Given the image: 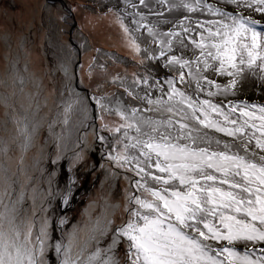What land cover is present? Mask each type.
<instances>
[{"label":"rangeland","instance_id":"374dc122","mask_svg":"<svg viewBox=\"0 0 264 264\" xmlns=\"http://www.w3.org/2000/svg\"><path fill=\"white\" fill-rule=\"evenodd\" d=\"M63 2L65 5L48 0H0V194L5 188L9 193L15 189L18 194L23 186V200L15 204L16 227L23 240L29 225L32 226L31 245L37 251V236L44 227L41 239L45 264H61L65 250L74 264H103L109 258L113 264H127V239L120 237L115 245L113 240L117 239V229L129 221L134 207L127 201L135 187L132 179L141 177L136 176L131 164L121 167L112 159L124 152L123 143L128 142L123 139L124 129L114 131L125 123L116 110L130 115V109H137V119L130 121L134 124L140 122L139 117L166 119V113L155 111L157 106L147 101L160 97L167 100V80L176 78L175 87L199 101L210 100L229 112L230 119H244L238 111H229L230 105L241 103L256 105L259 116L258 108L264 106V73L259 68L245 69L234 77L217 72L219 64L212 59L208 60L211 67L205 69L201 58V75L215 83L209 89L201 80L204 90L197 92L193 89L195 82L188 76L189 69L169 66L160 51L161 41H170V50L164 49L166 56H182L194 62L201 50L192 41L200 40L201 31L208 36L210 21L223 19L229 23L227 16L235 15L248 18L249 23L257 21L252 26L264 33V13L256 10L259 5H237L231 0H200L194 12L183 7L182 0H145L146 11L141 10L140 0ZM183 3L195 6L196 0ZM207 6L218 12H209ZM93 18L98 24L93 23ZM75 20L72 37L81 50L77 75L79 56L69 34ZM201 23L205 25L203 29ZM149 28L153 29L152 34ZM212 29L216 30L215 25ZM112 35L116 39L110 43L103 39ZM126 41L133 44L132 49L126 47ZM181 72L184 83L178 79ZM233 79L234 88L227 93L217 92L216 84L228 86ZM91 100L96 104L97 129L92 123ZM212 115L223 122L218 113ZM255 123L260 122L257 119ZM127 131L129 136L137 135L135 128ZM204 131L212 143L198 142L199 147L223 151L225 143H240V139L223 132ZM252 132L260 136L249 126L243 139ZM96 133L98 138L104 137L99 142L104 145L105 160L101 158L104 154L102 144L97 146ZM248 150L254 151L257 158L264 155L255 140ZM134 152L136 149L130 148L127 155L134 156ZM240 154H244L243 150ZM6 177L19 180V184H5ZM65 193L70 196L68 199H64ZM138 195L145 198L142 189ZM4 203L12 207L7 197ZM210 243L213 248L226 244ZM57 244L61 246L59 254L55 250ZM235 248L241 254L246 248L252 249L251 258H262L264 264V251H260L264 242H237Z\"/></svg>","mask_w":264,"mask_h":264},{"label":"snow or ice","instance_id":"6c2138e0","mask_svg":"<svg viewBox=\"0 0 264 264\" xmlns=\"http://www.w3.org/2000/svg\"><path fill=\"white\" fill-rule=\"evenodd\" d=\"M140 3L145 4V0H140ZM231 3L256 4L259 5L256 10L264 13V0H231ZM182 6L194 12L200 6V0H196L195 6L182 0ZM207 8L209 12H218L211 6ZM227 20L230 22L225 23L223 19L210 21L208 36L205 37L201 31L200 40L192 41L201 50L194 62L182 56H166L164 49L170 50L171 42L161 41L160 56L166 57L169 66L188 68V76L195 82L197 92L204 90L201 80L209 89L215 83L201 75V58H204L205 69L211 67L208 60L212 59L219 64L215 69L217 72H227L234 77L253 67L264 73V33L252 26L257 21L249 23L248 18L235 15H228ZM212 25H215V31ZM204 27L201 23L200 28ZM124 30L128 31L126 27ZM148 31L153 32V29ZM135 47L140 50L138 45ZM178 79L184 83L183 72ZM143 82L146 84L147 79ZM167 83L170 89L166 94L167 100L160 97L147 101L157 106L155 111L166 113V119L139 117L140 122L134 124L130 121L137 119V109H130V115L119 108L116 110L125 123L114 131L124 129L123 139L128 142L123 143L124 152L112 159L121 167L135 164L133 170L141 179L135 180L134 184L136 189L143 190L145 198L135 194L130 196L134 205L130 219L117 229L113 245L119 242L120 237L127 239V264H262V258H251L249 252L252 249L246 248L241 254L235 244L264 242V155L257 158L254 151L248 150L252 140H255L257 148L264 150V106L258 108L257 116L256 105H230V112L238 111L244 117L242 121L230 119L229 112L210 100H193L175 87L176 78L167 80ZM235 85L236 80L233 79L228 86L216 84L215 87L217 92L227 93ZM209 94L213 93L209 91ZM214 113H218L223 122L213 118ZM257 119L259 125L255 123ZM229 124L232 126H226ZM249 126L259 131L260 136L252 132L243 139ZM131 128H135L137 135L129 136L127 130ZM143 128L148 130L143 131ZM204 130L223 132L240 139V143L232 146L225 143L223 151H213L210 146L199 147L198 142L212 143ZM216 143L219 146V142ZM130 148L136 149L138 155H127ZM147 179L160 187H148ZM4 183L19 184V180L6 177ZM13 194H16L15 189L9 193L7 188L0 194V206L4 209L0 212V264H45L41 239L45 235L44 227L40 229L41 235L37 236L40 243L38 251L31 245V225L21 240L14 213L15 204L23 200V186H20L15 200ZM5 197L12 204L11 208L4 203ZM211 241H224L226 244L213 248ZM55 250L59 254L61 246L57 244ZM61 264H74L69 260L67 250ZM103 264H113V261L109 258Z\"/></svg>","mask_w":264,"mask_h":264},{"label":"water","instance_id":"95a60500","mask_svg":"<svg viewBox=\"0 0 264 264\" xmlns=\"http://www.w3.org/2000/svg\"><path fill=\"white\" fill-rule=\"evenodd\" d=\"M49 2H56V1H60L63 5L64 2L63 0H48ZM72 11L69 10V14H71ZM70 16V15H68ZM68 21V19H66ZM77 21L75 20L74 24L72 25L71 27V30H70V41L71 43L73 44V47L77 50L78 52V56H79V61L77 62L76 66H75V73L77 75V70H78V66L80 64V61H81V50H80V47L79 45L74 41L73 37H72V34H73V30L75 28V25H76ZM76 85L79 86V80H78V77H77V82H76ZM85 90V89H84ZM87 92V90H85ZM90 104H91V108H92V115H93V120H92V123H96V120H97V114H96V104L91 100L90 101ZM91 124V123H90ZM89 124V125H90ZM97 124V123H96ZM87 128H88V125H87Z\"/></svg>","mask_w":264,"mask_h":264},{"label":"flooded vegetation","instance_id":"af4514ba","mask_svg":"<svg viewBox=\"0 0 264 264\" xmlns=\"http://www.w3.org/2000/svg\"><path fill=\"white\" fill-rule=\"evenodd\" d=\"M135 6H137V5H135ZM136 8H137V7H136ZM147 28H148V27H147ZM148 32H149V31H148ZM150 33H151V32H150ZM151 34H152V33H151ZM193 86H195V85H193ZM193 89H194V91H197L195 88H193ZM192 99H193V100H198V99L193 98V97H192ZM198 101H199V100H198ZM94 125H95V127H96V129H97V124L95 123ZM86 128H87V127H86ZM87 129H88V128H87ZM213 131H214V130H213ZM96 132H97V131H96ZM96 136H97V138H98L97 133H96ZM98 143H100V142H99V138L97 139V144H98ZM100 144H102V143H100ZM97 146H99V144H98ZM103 147H104V145L102 144V146H101L100 149L103 150V154H104V149H103ZM100 149L98 148V150H97L98 153L100 152ZM101 155H102V154H101ZM101 155H100V156H101ZM135 155H138L137 150H136V153L134 152V156H135ZM105 156H106V154L102 155L101 158H102L103 160H105V159H106ZM95 157H97V156L95 155ZM61 166H62V165H60V167H61ZM131 166H132V168L134 169L135 165H133V163L131 164ZM142 166H143V165H142ZM133 172L135 173V171H133ZM125 173L127 174L128 172L125 171ZM125 173H124V174H125ZM133 180H134V182H135V180H137V177L134 176L133 179H132V181H133ZM134 182H133V184H134ZM149 183H150L151 185H149ZM147 186H148V187H152V186L157 187L158 185L155 184L151 179H147ZM138 193H139V190H137V189L134 187V190L131 192V195H130V196H132V195H134V194H135V195H138ZM65 195H66V193H65ZM130 196H129V197L127 196V201H130V199H129ZM69 197H70V196H67V195H66V198H64V199H68ZM129 211H130V210H129L128 208H125V212H126V213H129Z\"/></svg>","mask_w":264,"mask_h":264},{"label":"bare ground","instance_id":"6f19581e","mask_svg":"<svg viewBox=\"0 0 264 264\" xmlns=\"http://www.w3.org/2000/svg\"><path fill=\"white\" fill-rule=\"evenodd\" d=\"M170 1V0H169ZM139 6H141V5H139ZM139 6L137 7V8H139ZM141 10H144V11H146L147 9L144 7V4H142V8H141ZM137 15V14H136ZM140 17V16H139ZM93 23L96 25V24H98V22L93 18ZM107 43H110L111 41H113L114 39H116V37H115V35H112V36H110V37H104L103 38ZM126 47L127 48H129V49H132L133 48V44L132 43H130V42H128V41H126ZM212 103V102H211ZM213 104V103H212Z\"/></svg>","mask_w":264,"mask_h":264},{"label":"clouds","instance_id":"9594fccd","mask_svg":"<svg viewBox=\"0 0 264 264\" xmlns=\"http://www.w3.org/2000/svg\"><path fill=\"white\" fill-rule=\"evenodd\" d=\"M58 2H60V1H58ZM61 3V2H60ZM62 4V3H61ZM63 5V4H62Z\"/></svg>","mask_w":264,"mask_h":264},{"label":"trees","instance_id":"16d2710c","mask_svg":"<svg viewBox=\"0 0 264 264\" xmlns=\"http://www.w3.org/2000/svg\"><path fill=\"white\" fill-rule=\"evenodd\" d=\"M197 56V55H196Z\"/></svg>","mask_w":264,"mask_h":264}]
</instances>
